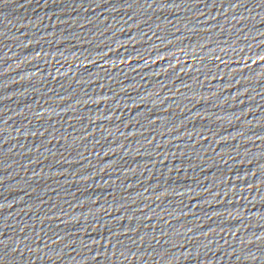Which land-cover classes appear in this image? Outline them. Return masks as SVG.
<instances>
[{"label":"water","instance_id":"1","mask_svg":"<svg viewBox=\"0 0 264 264\" xmlns=\"http://www.w3.org/2000/svg\"><path fill=\"white\" fill-rule=\"evenodd\" d=\"M0 264H264V0H0Z\"/></svg>","mask_w":264,"mask_h":264}]
</instances>
